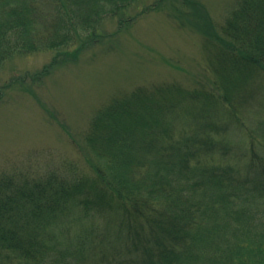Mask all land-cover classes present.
I'll use <instances>...</instances> for the list:
<instances>
[{
  "label": "trees",
  "instance_id": "obj_1",
  "mask_svg": "<svg viewBox=\"0 0 264 264\" xmlns=\"http://www.w3.org/2000/svg\"><path fill=\"white\" fill-rule=\"evenodd\" d=\"M138 1L0 0V67L93 41ZM181 4L209 82L111 98L84 136L87 170L1 173L0 264H264V0H239L221 26Z\"/></svg>",
  "mask_w": 264,
  "mask_h": 264
},
{
  "label": "rangeland",
  "instance_id": "obj_2",
  "mask_svg": "<svg viewBox=\"0 0 264 264\" xmlns=\"http://www.w3.org/2000/svg\"><path fill=\"white\" fill-rule=\"evenodd\" d=\"M139 0L128 11L131 22H103L93 41L68 52L14 55L0 67V174L36 176L50 169L87 170L84 136L96 113L111 98L138 86L178 83L192 88L209 82L204 40L183 0ZM239 0H197L221 26ZM201 2V3H200ZM184 7V8H183ZM171 12V15H168ZM186 24L181 28L172 15ZM206 15V16H207ZM193 25V26H192ZM49 74L39 72L55 58ZM68 223L70 233L79 226Z\"/></svg>",
  "mask_w": 264,
  "mask_h": 264
}]
</instances>
